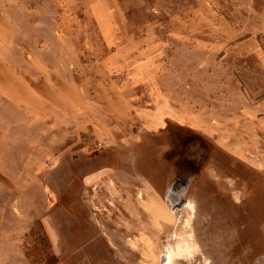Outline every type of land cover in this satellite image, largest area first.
I'll return each instance as SVG.
<instances>
[{"label":"rangeland","instance_id":"374dc122","mask_svg":"<svg viewBox=\"0 0 264 264\" xmlns=\"http://www.w3.org/2000/svg\"><path fill=\"white\" fill-rule=\"evenodd\" d=\"M0 264H264V0H0Z\"/></svg>","mask_w":264,"mask_h":264},{"label":"flooded vegetation","instance_id":"af4514ba","mask_svg":"<svg viewBox=\"0 0 264 264\" xmlns=\"http://www.w3.org/2000/svg\"><path fill=\"white\" fill-rule=\"evenodd\" d=\"M187 179H188L187 175L186 174H182L180 176H177L175 178V180L173 181V183H172V185L170 187L171 188V193H172V197H171V206H172V208H176L177 206L183 204L184 201H186L182 197V195L179 197V200H176V191H178L179 189H182V188H188V181H187Z\"/></svg>","mask_w":264,"mask_h":264},{"label":"bare ground","instance_id":"6f19581e","mask_svg":"<svg viewBox=\"0 0 264 264\" xmlns=\"http://www.w3.org/2000/svg\"><path fill=\"white\" fill-rule=\"evenodd\" d=\"M166 258H168V257H165V260H166Z\"/></svg>","mask_w":264,"mask_h":264}]
</instances>
